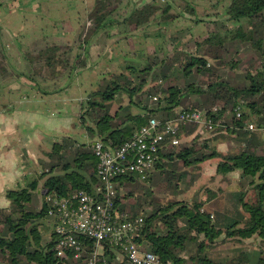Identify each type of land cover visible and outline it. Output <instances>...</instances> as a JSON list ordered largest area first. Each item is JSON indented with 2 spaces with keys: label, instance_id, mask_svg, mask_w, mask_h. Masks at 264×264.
<instances>
[{
  "label": "trees",
  "instance_id": "obj_1",
  "mask_svg": "<svg viewBox=\"0 0 264 264\" xmlns=\"http://www.w3.org/2000/svg\"><path fill=\"white\" fill-rule=\"evenodd\" d=\"M228 1L222 14L214 13L215 19L198 18L191 3L181 10L195 16L205 27L194 52L175 46L174 53L169 56L162 49L161 54L153 55L146 66L128 65L122 71L107 73L100 79L97 89L84 100L79 118L88 141L64 137L55 142L51 151L45 154L46 160H40L39 164L45 167L40 175L24 186L7 190L10 205L0 207V261L4 264H53L54 240L41 245L43 236L39 232V223H35L41 216H49L47 206L44 201L41 209L29 205L40 186L56 189L62 194L82 189L93 192L99 185L94 142H103L106 148L116 150L147 124L152 115L167 119L173 109H183L193 102V106L206 110L212 117L217 138L229 137L240 144V149L221 151L207 142L202 144L199 126L186 125L178 134L182 140L180 144H173L171 136H166L155 169L144 182L158 186L164 193L172 191L178 195L183 192V183L187 186L195 183L192 170L198 169L207 159L216 158L218 173L239 172V189L233 193L236 211L214 217L212 211L205 208L206 204L216 205L217 195L210 189L206 190L209 197L205 201L172 200L150 211L141 209L144 203H153L145 196L151 194V189L139 188L141 181L134 175L123 176L117 187L120 195L134 183V188L127 194L133 201L123 204L122 209L132 214L143 210L147 228L140 242L158 254L163 264H264V249L255 251L252 256L246 251L224 261L204 253L207 245L230 240L243 242L253 236H258L264 247V134L245 129L249 122L264 126V0ZM221 2L218 0L215 6ZM119 4L120 0H102L91 12V28L84 37L88 46L95 35L101 30L105 35L106 29L113 25L124 23L129 29L138 30L158 15L161 20L172 22L182 14L171 13L170 4L158 6L153 2L114 18ZM183 32L171 34L168 28L162 27L146 32V35L156 37L165 33L167 38L171 35L176 41V36ZM239 47L252 52L242 83L221 76L214 80L210 77L203 84L198 81L199 75L209 77L215 73L211 71L216 70L213 62L237 67L240 60L226 61L222 54L231 53L233 49L237 54ZM66 53L68 48L57 45L37 55L25 56L30 61H40L35 75L55 78L64 70L86 66L83 58L87 47L76 57L77 64L71 63ZM0 74H6L1 62ZM159 94L161 98L155 100ZM123 96L127 97L128 103H124ZM241 100L245 101L244 113L238 119L233 110ZM221 126H226L225 134L221 133ZM184 137L187 140L182 143Z\"/></svg>",
  "mask_w": 264,
  "mask_h": 264
},
{
  "label": "crops",
  "instance_id": "obj_2",
  "mask_svg": "<svg viewBox=\"0 0 264 264\" xmlns=\"http://www.w3.org/2000/svg\"><path fill=\"white\" fill-rule=\"evenodd\" d=\"M100 1L0 0V62L6 70L0 74V207L10 205L7 190L24 186L40 175V160L55 142L64 137L78 139V135L88 141L79 123L82 104L105 74L120 72L128 65L146 66L153 55L161 54L162 49L167 52L163 44L158 45L159 39L146 35L162 27L167 30V22L159 15L138 30L124 23L109 27L105 35L101 30L88 46L84 37L91 28L89 17ZM153 2L158 6L170 4L171 13H181L191 3L200 19H215L214 13L222 14L229 3L222 0L215 6L218 0H120L114 18ZM181 30L183 49L186 42L202 40L205 27L184 9L170 22L169 29L171 34ZM57 45L68 48L66 55L76 64V57L87 47L83 58L86 66L64 70L55 78L35 75L40 61H30L25 55H37ZM123 100L129 102L126 96ZM42 187L37 194L42 193Z\"/></svg>",
  "mask_w": 264,
  "mask_h": 264
},
{
  "label": "built area",
  "instance_id": "obj_3",
  "mask_svg": "<svg viewBox=\"0 0 264 264\" xmlns=\"http://www.w3.org/2000/svg\"><path fill=\"white\" fill-rule=\"evenodd\" d=\"M244 105L241 100L234 108L236 118L242 117ZM148 120L116 150L106 148L103 142L93 144L99 184L93 192L82 189L62 194L42 187L54 226L53 264H163L158 254L140 242L147 228L144 212L123 210V195L117 187L125 175H134L141 182L147 180L167 135L178 145L182 127L196 124L202 130L213 131L216 124L206 110L193 105L173 109L167 119L152 115ZM245 129L264 134V126L254 122L247 123ZM0 264H4L2 260Z\"/></svg>",
  "mask_w": 264,
  "mask_h": 264
},
{
  "label": "rangeland",
  "instance_id": "obj_4",
  "mask_svg": "<svg viewBox=\"0 0 264 264\" xmlns=\"http://www.w3.org/2000/svg\"><path fill=\"white\" fill-rule=\"evenodd\" d=\"M162 5H164L162 3ZM164 22V21H163ZM168 29H170V22L171 20L167 21ZM165 24V23H164ZM180 35H177V40L174 41V37L171 35H168V38L166 37L165 33L161 34V36H156L155 39L160 40V46L162 44L164 47H166V51L168 52L169 56H172V54L175 51V46H177L180 49ZM179 42V43H178ZM146 47V46H145ZM186 47V48H185ZM184 50L188 48L187 51L194 52L197 48L194 41L186 42L183 47ZM182 50V49H181ZM251 50L247 48L239 47L238 53H234V49L231 51V53L223 52L222 56L225 58V60H240V63L237 67L231 68L230 65H218L217 62H213L214 68L216 70H211L215 73H213L211 76H197L198 81L203 84L204 82H208L210 77L212 80L216 78V76L225 77L228 79H233L235 83H242L244 81V71L245 68L249 63L248 58L250 57ZM125 65V64H124ZM216 74V75H215ZM238 85V84H237ZM161 98V94H159ZM158 95V96H159ZM193 103V102H192ZM192 103H188V106H191ZM154 116H159L154 114ZM226 128H222L221 133L225 134ZM200 132V131H199ZM201 138L199 139L202 144H205L206 142L214 145L217 149L221 151H226L228 149H234V151H237L240 149V144L232 139H229V137L224 138H217L218 133L214 131L209 130H203L200 132ZM84 135H78L76 138L79 141H84L85 139L82 138ZM225 136V135H223ZM85 137V136H84ZM187 140V138L184 137L183 142ZM46 160V158H45ZM217 162L218 160L216 158L213 159H207L205 162L200 164V167L198 169L192 170V175L196 176L195 183L192 186H187V183H183L181 185L182 193L178 195H174L172 191H165L159 190L158 186L153 185L150 182H139V188L145 187L146 189H151L149 195L147 196L148 200H152V204L144 203L141 209H148L149 211L156 208L157 206L167 204L169 201L172 200H178V201H189L192 202L194 200H203L205 201L209 196L207 195V189H210L213 194L217 195V199L214 200V203L216 205L212 206L209 204H206L205 208H209V210L212 211L214 217L217 216V214H223L227 213L228 215L230 212L234 213L237 209L236 207V201L233 197V193H235L236 190L239 189L238 183H239V172H231L226 175L220 174L217 172ZM42 168L45 167L42 165ZM42 169V170H43ZM59 170H56L58 172ZM38 174V172L36 173ZM36 177L39 175H35ZM190 177V175H189ZM31 180H29L30 182ZM134 183L130 184L126 187V192H123L122 203L121 208L123 204L132 203L133 199L128 198L127 194L128 192L133 189ZM38 192V191H37ZM147 193V192H146ZM134 198H137L135 195ZM43 203V195L42 193L35 194L32 201L29 203L30 206H33L36 209H41V205ZM140 210V209H139ZM128 211V210H127ZM130 212V211H129ZM143 212V210L141 211ZM140 212V213H141ZM35 223H39V232L42 233L43 239L42 243L46 244L47 242H50L52 240H55L54 235V226L52 224V219L49 216H41ZM260 249H264L262 243L259 240L258 236H253L247 240H244L243 242L238 240H230L225 243L216 244V245H207L205 248V254L209 255L215 260H228L232 257H235L236 255H239L243 252H250L251 256L255 254V251H258Z\"/></svg>",
  "mask_w": 264,
  "mask_h": 264
},
{
  "label": "water",
  "instance_id": "obj_5",
  "mask_svg": "<svg viewBox=\"0 0 264 264\" xmlns=\"http://www.w3.org/2000/svg\"><path fill=\"white\" fill-rule=\"evenodd\" d=\"M95 144V143H94Z\"/></svg>",
  "mask_w": 264,
  "mask_h": 264
}]
</instances>
